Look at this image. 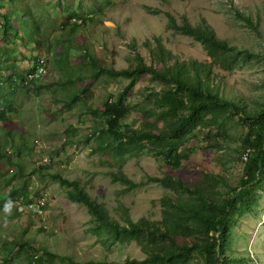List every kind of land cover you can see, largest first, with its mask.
<instances>
[{
	"label": "rangeland",
	"instance_id": "374dc122",
	"mask_svg": "<svg viewBox=\"0 0 264 264\" xmlns=\"http://www.w3.org/2000/svg\"><path fill=\"white\" fill-rule=\"evenodd\" d=\"M168 13L178 23L206 20L219 37L254 52L230 70L215 66L213 84L221 95L256 113L264 105V0H0V86L12 104V121L5 128L13 135L6 137V150L21 142L33 148L32 155L24 153L23 172L0 159V204L21 185L34 202L45 197L46 203L43 217L15 215L16 201L8 211L6 204L0 206V264H29L32 255L42 258L40 264H72L66 257L75 264H124L147 257L137 240L121 241L110 230H98L99 220L88 206L69 197L72 181L105 205L118 229L142 218H163L162 199L172 195L160 180L167 175L193 183L204 174H218L238 183L249 128L236 113L224 134L215 125L201 126L179 142L180 166L166 162L167 149L146 139L122 155L102 148L108 141L101 137L109 125L106 101L115 102L133 79L107 69L134 67L138 54L151 64L146 42L155 46L156 37L180 59L211 61L202 42L170 26ZM5 15L11 22L7 30ZM73 23L79 27L71 31ZM61 53L66 55L58 66ZM39 56L47 59V73L24 88L18 74L24 75ZM9 76L15 83H8ZM134 83L126 91L129 110L120 127H139L146 119L163 127L156 104L160 84L149 74ZM119 171L132 187L113 178ZM218 186L227 191L222 181ZM256 198L252 211L237 214L232 227L228 254L239 257V264H264V190ZM184 240L177 237L179 243Z\"/></svg>",
	"mask_w": 264,
	"mask_h": 264
},
{
	"label": "trees",
	"instance_id": "16d2710c",
	"mask_svg": "<svg viewBox=\"0 0 264 264\" xmlns=\"http://www.w3.org/2000/svg\"><path fill=\"white\" fill-rule=\"evenodd\" d=\"M168 16L170 26L202 42L211 61L180 59L165 47L159 37H156L155 46L149 41L146 42L151 51V64H147L138 54L137 64L134 67L121 70L107 69L114 75L132 77L130 87L143 74H149L154 81L158 82L160 93L159 97L156 96V104L161 108L159 120H164L165 125L158 127L157 123L146 119L139 127L128 125L122 130L120 126L129 110L126 99V91L130 88L128 87L115 102L106 101L104 114L109 125L107 129L101 130V137L105 141L104 136H107L108 141L102 148L115 150L122 155L125 151L137 150L146 139L167 149L166 162L180 166L182 154L179 152L181 148L179 142L182 143L188 134L201 126L215 125L218 127L216 130L224 134V127L229 118L236 113L239 120L249 128L243 144L245 150L250 149L238 183L230 184L218 174H204L193 183L184 182L180 177L167 175L160 180L171 188L172 195L168 194L162 199L163 218L154 222L142 218L138 222L131 221L122 229H118L115 222L110 219L105 205L92 199L77 181L69 183L73 189L68 192V195L73 201H80L88 206L89 211L99 220L96 226L99 231L107 229L115 239L121 241L135 239L142 245L147 257L143 260L127 259L124 264H190L192 259L197 260V264H239V257L228 254L235 216L252 211L257 203V193L264 190V105L256 113H251L241 102L221 95L220 87L213 84V69L215 66H220L230 70L242 57H251L254 52L219 37L206 20L193 25L187 20L178 23L170 13ZM10 24L8 16L5 15V30L10 28ZM72 26L71 31L79 27L76 23ZM65 55L66 53H61L58 57V66ZM35 65L36 61L27 72L35 70ZM26 73L18 74L21 78L20 85L24 88H28L39 79L36 78L25 84ZM14 81V77H8V83L13 84ZM64 81L71 82L68 79ZM5 90H7L5 87L0 86V98L4 96L1 92ZM76 99L75 95L71 100ZM7 100L9 101V97L5 96L0 99V122L4 123V126H0V159L7 160V164L14 163L17 168L19 167L18 171L23 172L24 153L27 151L30 152L29 155H32L33 148L21 142L19 145H14L13 151L6 150V137L13 135L11 131H7L9 129L5 128L12 121V116L8 114L12 104L8 105ZM4 129H6L5 132L7 131L6 134H2ZM211 133L213 134V130L210 131ZM15 155H17V161L14 160ZM20 174L23 175V173ZM112 176L115 180L129 184V187L134 184L125 173L120 171L112 173ZM61 179L64 184L68 183L64 178ZM220 181L227 186L225 191L227 198L223 197L225 192L218 188ZM29 196L24 192V185L16 186L11 189L7 199L0 206L22 197L21 207L15 206V215L28 213V215L37 216L30 209L33 200ZM177 237L185 240L179 243ZM189 238L192 240H188ZM11 252V249H7V254ZM44 252L54 256L47 250ZM7 254L3 256L5 259ZM30 255L32 254L27 253L28 257ZM32 256L29 258V264L42 263V258L35 259ZM65 259L75 264L70 258Z\"/></svg>",
	"mask_w": 264,
	"mask_h": 264
},
{
	"label": "bare ground",
	"instance_id": "6f19581e",
	"mask_svg": "<svg viewBox=\"0 0 264 264\" xmlns=\"http://www.w3.org/2000/svg\"><path fill=\"white\" fill-rule=\"evenodd\" d=\"M35 66H36L35 70L26 73L25 83H28L31 80H34L36 78L43 77L47 73V67H46L47 66V60H46L45 57H43V56L38 57V59L36 60V65ZM37 70H39V71L37 72ZM247 159L248 158H245V154H244V160L247 161ZM44 200H45V197H41V198L38 199L37 202L33 201L30 204V206H39V209H34V208H31V207H30V209H32L33 212L42 213L43 212V207L46 205Z\"/></svg>",
	"mask_w": 264,
	"mask_h": 264
},
{
	"label": "clouds",
	"instance_id": "9594fccd",
	"mask_svg": "<svg viewBox=\"0 0 264 264\" xmlns=\"http://www.w3.org/2000/svg\"><path fill=\"white\" fill-rule=\"evenodd\" d=\"M40 57V56H39ZM38 59V58H37ZM47 60V59H46ZM2 81V80H1ZM21 81V80H20ZM1 83V82H0ZM25 83V82H24ZM25 84H27V83H25ZM21 199H22V197L20 198V199H15L14 201H16V207L17 206H19V207H21V205H22V201H21ZM20 200V201H19ZM10 208H11V202H9L8 204H6L5 205V211H8V210H10ZM43 210H44V207H43ZM34 213H36V212H34ZM43 213V212H42ZM42 213H36L37 214V216H41V217H43L42 216ZM36 216V217H37ZM259 264V263H258Z\"/></svg>",
	"mask_w": 264,
	"mask_h": 264
},
{
	"label": "built area",
	"instance_id": "2783aa9c",
	"mask_svg": "<svg viewBox=\"0 0 264 264\" xmlns=\"http://www.w3.org/2000/svg\"><path fill=\"white\" fill-rule=\"evenodd\" d=\"M39 70H37V72H38ZM249 153H250V149L248 148L247 149V151H246V153H245V158H248V156H249ZM31 208H34V209H39V206H30Z\"/></svg>",
	"mask_w": 264,
	"mask_h": 264
}]
</instances>
